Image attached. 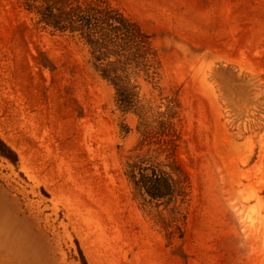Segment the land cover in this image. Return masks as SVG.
<instances>
[{
    "label": "rangeland",
    "instance_id": "374dc122",
    "mask_svg": "<svg viewBox=\"0 0 264 264\" xmlns=\"http://www.w3.org/2000/svg\"><path fill=\"white\" fill-rule=\"evenodd\" d=\"M21 1L0 0V140L18 156L0 154V264H264V0H106L157 54L154 78L129 71L128 112L89 47ZM137 156L175 161L187 200L137 194Z\"/></svg>",
    "mask_w": 264,
    "mask_h": 264
},
{
    "label": "trees",
    "instance_id": "16d2710c",
    "mask_svg": "<svg viewBox=\"0 0 264 264\" xmlns=\"http://www.w3.org/2000/svg\"><path fill=\"white\" fill-rule=\"evenodd\" d=\"M21 3L38 24L53 32L78 37L89 47L97 71L115 87L122 111L128 112L137 105V86L129 71L143 70L154 78L158 67L154 66L157 54L152 41L136 22L106 0H22ZM122 74H126L125 80ZM0 154L18 163L17 154L1 140ZM125 174L134 191L157 206L187 200L189 179L175 161L163 163L137 156L127 162ZM82 264H88L83 256Z\"/></svg>",
    "mask_w": 264,
    "mask_h": 264
}]
</instances>
